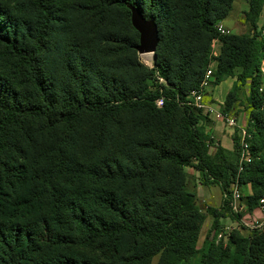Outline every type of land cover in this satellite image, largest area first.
Here are the masks:
<instances>
[{
  "label": "trees",
  "instance_id": "trees-1",
  "mask_svg": "<svg viewBox=\"0 0 264 264\" xmlns=\"http://www.w3.org/2000/svg\"><path fill=\"white\" fill-rule=\"evenodd\" d=\"M233 2L0 0V264H150L158 254V264H264V227L217 241L235 219L240 135L233 152L211 154L208 117L186 102L218 38L213 86L236 77L222 111L248 110L255 159L241 180L254 210L264 198V0H250L253 33L221 34ZM132 7L157 24L155 68L138 60ZM88 24L108 26V44L71 38ZM130 120L139 133H125ZM188 166L224 194L208 207L201 248L206 216Z\"/></svg>",
  "mask_w": 264,
  "mask_h": 264
},
{
  "label": "rangeland",
  "instance_id": "rangeland-1",
  "mask_svg": "<svg viewBox=\"0 0 264 264\" xmlns=\"http://www.w3.org/2000/svg\"><path fill=\"white\" fill-rule=\"evenodd\" d=\"M249 8H250V0H234L231 11L229 12L228 16L225 19L220 20L217 23V29L219 28V26H222L226 30V33H221V31H219V29H218V32L221 34H227V33L251 34V33H253L251 24L246 18V13L249 11ZM113 15H117V14H113ZM113 15L111 16V18L114 21V27L119 29V32L121 34L126 35L129 38H131L133 36V33L129 32L127 25L125 23H124V25H122L120 23L117 25L118 18L117 17L114 18L115 16H113ZM88 25H89V27H86V28L82 29L81 31H78V29H77L73 33L71 38H73L76 41L79 40L81 43L87 42V41L92 42V41L96 40V41L102 42L103 44H108L109 41L106 40V37L109 36L111 33L108 26H106V28L105 27L102 28V27H97L93 24H88ZM263 25H264V5H263V10L261 12V16L258 20V31H261V30L264 31ZM91 30L93 31V33L91 32ZM210 47H211L210 56L212 57V62H211L208 69H212V74L215 75L214 74V67L216 65V62L213 58H216L217 56L220 55L222 43L218 38H214L211 41ZM137 54H138V60L143 65H145L149 68H155L156 59H157L156 52L153 54H150L149 58L146 56H143L142 54H139L138 51H137ZM208 69H207V71H208ZM207 71H206V73H207ZM204 78H205V76H204ZM160 80L162 82H166L164 78H160ZM201 86H202V83H201L200 87ZM262 88L264 89V85H262ZM247 112H248V110L245 109L244 106H238L237 110L229 112L228 116L235 118L238 121V123L240 124V123H244L246 121V119L249 118V115ZM125 124L127 125V129L125 132L126 134H132L133 135L135 133H139L138 130H136L137 123L133 122V120L127 121V122H125ZM186 170L189 173V189L192 190L196 194V196L198 198L199 207L205 213V216H206L205 221L202 225V229H201V233H200V237H199V241H198V248H201L204 245V243L206 242L207 235L210 234V232L212 230L211 228H212V224H213V215L208 212V207H210V205H214V204L208 202L207 199H205L203 196H201L198 191H199V188L200 189L203 188V186H201V185H208L209 186L212 184L202 183L201 173L196 171L193 167L188 166V167H186ZM214 185H217V184H214ZM209 200L211 202H213L212 199H209ZM222 201H223V199L220 201V203H217V205L221 206ZM242 201H243V203H245L247 201L245 195H244ZM245 204L247 206V203H245ZM249 211L251 212V210H249V207H247L246 213L250 214V213H248ZM225 225L230 226V229L227 230V232L229 234L228 233L224 234V237H226V238L217 236V241L222 240L224 242V244H227L228 240H229L230 233L234 230H237V229H233L234 226L236 227L237 225H235L233 223V220H230L229 218L226 219L224 226ZM241 232H244V235H247L249 233L246 230L241 231ZM159 259H160V254L154 256L150 264H158Z\"/></svg>",
  "mask_w": 264,
  "mask_h": 264
},
{
  "label": "built area",
  "instance_id": "built-area-1",
  "mask_svg": "<svg viewBox=\"0 0 264 264\" xmlns=\"http://www.w3.org/2000/svg\"><path fill=\"white\" fill-rule=\"evenodd\" d=\"M219 31L221 33H226V30L219 26ZM215 80V75L212 74V69H208L205 74V78L202 81V86L198 89L192 90L190 94L187 96V104L194 105L198 109H201L204 113L211 112L213 110V100L211 95V90L213 88V82ZM164 102V98L161 97L157 100V105L162 106ZM230 125L238 126L235 118H231L227 115L224 116ZM239 135H240V143H239V157L237 163V173L235 178L233 179L230 191H231V212L235 219L233 223L237 225L234 226L233 229H237L239 231H250L253 229L263 228L264 227V198L259 200L258 207L255 210L249 211L247 214V206L242 202V173L245 171L247 166L252 163L255 159V154L252 149L251 134L248 132L247 128L239 127ZM230 229V226L225 225L218 237H224V234H227V230ZM229 234V233H228ZM226 238V237H224Z\"/></svg>",
  "mask_w": 264,
  "mask_h": 264
},
{
  "label": "crops",
  "instance_id": "crops-1",
  "mask_svg": "<svg viewBox=\"0 0 264 264\" xmlns=\"http://www.w3.org/2000/svg\"><path fill=\"white\" fill-rule=\"evenodd\" d=\"M236 79H237L236 77H228L227 79L223 80L219 85H214L211 90L214 108L211 112L204 113L208 117V120L203 123L205 131L214 139V143L210 147L211 154H214L216 152L218 144L229 152H233L235 150L233 137L236 133H239V129L235 125L229 124L228 120L224 117L227 114L222 111L221 107L224 104V101ZM236 122L238 123L237 120ZM247 123H248V119H246L244 123H240V124L238 123V126L246 127ZM201 186H203V188L201 189L199 188L198 191L200 195L203 196L205 199H207L208 202L214 204L210 206L219 208L220 206L217 205V203H220V201L224 197V194L222 193L220 186L214 184L209 186L208 185H201ZM242 193H243L242 200L244 195L245 196L251 195L252 194L251 185L250 184L242 185ZM209 199H212L213 202H211Z\"/></svg>",
  "mask_w": 264,
  "mask_h": 264
},
{
  "label": "water",
  "instance_id": "water-1",
  "mask_svg": "<svg viewBox=\"0 0 264 264\" xmlns=\"http://www.w3.org/2000/svg\"><path fill=\"white\" fill-rule=\"evenodd\" d=\"M132 24L140 34L139 44L136 46L138 53H155L159 43L156 22L146 19L138 9L132 7Z\"/></svg>",
  "mask_w": 264,
  "mask_h": 264
},
{
  "label": "bare ground",
  "instance_id": "bare-ground-1",
  "mask_svg": "<svg viewBox=\"0 0 264 264\" xmlns=\"http://www.w3.org/2000/svg\"><path fill=\"white\" fill-rule=\"evenodd\" d=\"M150 54H153V53H145V54H142L143 56H146L149 58ZM152 59V58H151ZM149 60V59H148Z\"/></svg>",
  "mask_w": 264,
  "mask_h": 264
}]
</instances>
